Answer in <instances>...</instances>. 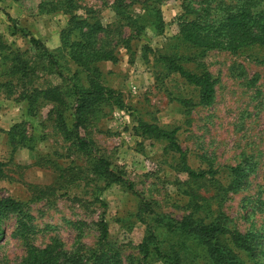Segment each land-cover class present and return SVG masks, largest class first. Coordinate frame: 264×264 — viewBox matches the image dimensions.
I'll use <instances>...</instances> for the list:
<instances>
[{
    "label": "rangeland",
    "instance_id": "rangeland-1",
    "mask_svg": "<svg viewBox=\"0 0 264 264\" xmlns=\"http://www.w3.org/2000/svg\"><path fill=\"white\" fill-rule=\"evenodd\" d=\"M67 1L0 0V163L4 164L0 197L23 202L33 216L34 233L26 241L35 247L58 241L67 251H75L79 244L95 247L96 223L104 210L106 248L119 253L121 264H138L142 258L139 245L157 225L153 214L139 210L140 202L151 203L154 212L165 218L179 219L188 213L183 194L187 177L175 170L177 155L165 150L164 141L138 135L136 125L142 120L175 130L187 163L195 170H214L224 185L229 180V166L246 164L247 185L229 192L222 211L237 230L255 234L261 242L255 256L243 257L244 264H264V64L260 63L264 49L201 50L184 45L176 36L182 0H125L133 1L131 9L143 19L149 18L151 7L158 10L163 28L157 34L146 24L143 34L131 39V52L119 47L116 63L96 64L102 81L121 93L125 106L104 108L84 135L92 155L105 158L132 189L119 183L105 186L102 178L91 173L89 157L66 140L47 117L48 104L38 106L34 115L25 113L19 85L8 74L15 52H24L23 57L36 61L29 38L20 32L12 34L9 18L56 56L64 78L78 70L61 51V31L69 22ZM70 1L77 6L76 15L86 17L85 10H90L103 24L114 20L113 0ZM138 1H146L147 6L141 8ZM124 35H128L127 29ZM147 47L176 51L192 59L184 62L185 68L208 71L215 80L212 101L199 104L197 90L177 74L168 73ZM37 76L39 84L62 79L53 67ZM15 124L32 135L33 148L11 151L6 132ZM61 169L66 170L62 178ZM206 188L213 191L212 186ZM13 227L14 220H7L6 234L0 238V264H20L25 254V241L9 235ZM158 237L169 239L165 229L158 230ZM147 264L166 263L150 254ZM198 264L211 263L201 254Z\"/></svg>",
    "mask_w": 264,
    "mask_h": 264
},
{
    "label": "trees",
    "instance_id": "trees-1",
    "mask_svg": "<svg viewBox=\"0 0 264 264\" xmlns=\"http://www.w3.org/2000/svg\"><path fill=\"white\" fill-rule=\"evenodd\" d=\"M132 4L133 1L113 0L110 8L114 20L103 24L93 11L85 10L86 17L76 15L73 10L77 6L67 1L69 22L61 31V51L78 67L68 79L64 78L56 56L47 51L39 39L17 27L13 19L9 18L12 34L20 32L27 36L36 52L35 62L23 57L24 52L13 53L12 63L8 67V74L19 85V97L24 100L25 113L34 115L38 106L48 104L47 117L61 129L66 140L89 157L91 173L102 178L105 186L119 183L128 189H132L131 183L125 181L119 172L113 171L105 158L92 155L84 132L104 108L125 106L121 93L102 81L101 71L96 64L104 61L116 63L119 47L131 52V39L140 37L146 24L151 25L157 34L162 33L163 23L158 10L151 7L149 18L143 19L142 14L131 9ZM138 4L141 8L147 6L146 1H138ZM181 8L182 12L177 16L176 36L184 45L201 50L264 49L262 0H182ZM124 29L128 31L127 36L124 35ZM147 50L153 52L155 61L168 73L177 74L187 85L197 90L199 104L207 105L212 101L215 80L208 71L195 72L185 68L184 62L192 59L176 51L162 48L153 50L150 47ZM260 63L264 64V57ZM52 67L62 78L61 81L55 84L36 83L37 73ZM64 79L68 82L64 83ZM136 133L164 141L165 150L177 155L175 170L185 173L188 183L183 190L188 213L179 219L157 215L151 203L144 200L140 202L139 210L153 214L157 225L147 232L139 245L142 258L138 264H147L150 254L161 258L166 264H198L201 254L211 264H244V256H255L261 246L256 235L237 230L222 211V203L229 192H237L247 185L246 164L229 166V180L224 185L215 177L214 170H195L187 163L186 153L177 143L175 130L139 120ZM6 135L12 152L19 147L33 148V137L26 133L21 124L13 125ZM3 165L0 163V179L4 176ZM65 171L61 169V178ZM206 185L213 187L211 193L207 191ZM42 189L53 190L52 187ZM94 198L103 208L106 207L102 199ZM104 213L103 210L96 223L99 235L95 247L86 248L79 244L75 251H67L58 241L35 247L26 241L34 233L33 216L23 202L11 197H0V238L6 234V221L13 219L14 227L9 235L25 241V254L20 264H121L119 253L106 248L108 228ZM162 229L168 233V240L159 239L158 230Z\"/></svg>",
    "mask_w": 264,
    "mask_h": 264
}]
</instances>
